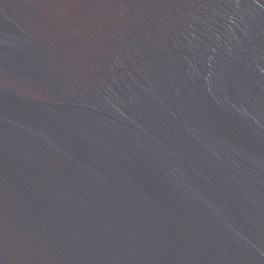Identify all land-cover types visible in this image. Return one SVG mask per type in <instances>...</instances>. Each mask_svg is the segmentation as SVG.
<instances>
[{
    "label": "water",
    "instance_id": "obj_1",
    "mask_svg": "<svg viewBox=\"0 0 264 264\" xmlns=\"http://www.w3.org/2000/svg\"><path fill=\"white\" fill-rule=\"evenodd\" d=\"M0 264H264V0H0Z\"/></svg>",
    "mask_w": 264,
    "mask_h": 264
}]
</instances>
